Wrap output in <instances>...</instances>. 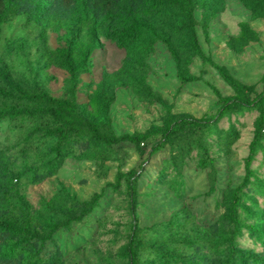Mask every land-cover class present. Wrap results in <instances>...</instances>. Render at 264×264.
I'll use <instances>...</instances> for the list:
<instances>
[{
	"label": "rangeland",
	"instance_id": "1",
	"mask_svg": "<svg viewBox=\"0 0 264 264\" xmlns=\"http://www.w3.org/2000/svg\"><path fill=\"white\" fill-rule=\"evenodd\" d=\"M0 69V109L64 119L0 117V218L43 237L21 264H264V94L160 135L264 90V0H0Z\"/></svg>",
	"mask_w": 264,
	"mask_h": 264
},
{
	"label": "trees",
	"instance_id": "2",
	"mask_svg": "<svg viewBox=\"0 0 264 264\" xmlns=\"http://www.w3.org/2000/svg\"><path fill=\"white\" fill-rule=\"evenodd\" d=\"M60 5L62 6H69L73 0H56ZM131 23L133 25V28H139V27H145L146 24L137 21L134 18L131 19ZM152 34V40L156 37L154 33ZM114 38L116 43L119 46H126L127 45V40H130L129 38H132V33H128L125 30L118 31L114 33ZM150 45L146 47V50H150ZM197 54L202 55V52L200 51L199 48L196 49ZM69 73L71 74L73 72L72 68L68 69ZM0 77L6 78V75L4 72L0 69ZM25 95V93H23ZM263 94L264 90L262 89L260 92H258L254 97L252 98H240V97H235V96H229L223 99L214 114L209 117L206 120H199L195 118H189V117H179L176 119H172L166 123L164 128L160 131L161 139L164 140L167 138L171 133L174 131L184 128V127H189L190 129L201 127L203 125H206L207 123H210L213 118L219 117L223 112H225L228 109L231 108H237V107H249L251 105H260L262 99H263ZM48 101L54 100L51 97H43ZM61 104H64L68 106L69 108H72L76 111L80 110V106L74 103L69 102L66 99H61L59 100ZM48 114L51 117L58 119V120H64L62 117H60L57 114V109L54 107H48V108H43V107H38L36 109H26V108H19L16 110L13 109H0V117H6V118H14L18 116H25V115H32V114ZM93 135V137L99 141H102L104 143L108 144H115V143H121V142H133L136 140H140L145 137V134H121V135H99L97 130L91 126L89 123L86 121H83L82 123ZM128 177H127V185L128 187H131V180L132 177L135 174L134 169H130L128 171ZM12 195L21 201V197L17 195V193H12ZM93 199H90L86 202V204L90 205L92 203ZM76 218V217H74ZM67 220L63 222H59L56 224H53L49 228V233L55 230L59 226L65 225ZM5 234H22L20 240L15 241L14 243H11L10 245H2L3 240L5 239ZM43 237L37 234L36 232L30 231L28 226L26 224H21L18 223L15 220L8 219V218H0V257L3 258V263L4 264H21L22 260L25 258V249L24 246L22 245L23 242H27L29 240H39L42 239ZM127 255H128V261L129 264H136L137 263V258L135 254V250L131 244L127 245Z\"/></svg>",
	"mask_w": 264,
	"mask_h": 264
},
{
	"label": "crops",
	"instance_id": "3",
	"mask_svg": "<svg viewBox=\"0 0 264 264\" xmlns=\"http://www.w3.org/2000/svg\"><path fill=\"white\" fill-rule=\"evenodd\" d=\"M228 1V3H232L233 2V0H227Z\"/></svg>",
	"mask_w": 264,
	"mask_h": 264
}]
</instances>
